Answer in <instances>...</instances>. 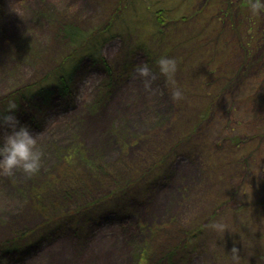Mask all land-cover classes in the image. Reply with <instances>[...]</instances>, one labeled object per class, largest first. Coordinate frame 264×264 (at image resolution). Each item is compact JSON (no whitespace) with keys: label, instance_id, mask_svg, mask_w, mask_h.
Masks as SVG:
<instances>
[{"label":"rangeland","instance_id":"1","mask_svg":"<svg viewBox=\"0 0 264 264\" xmlns=\"http://www.w3.org/2000/svg\"><path fill=\"white\" fill-rule=\"evenodd\" d=\"M119 3L0 0V112L14 104L43 153L34 175L0 174V264H264V15ZM66 23L104 40L62 95L46 78L71 62ZM161 56L180 101L134 77ZM41 83L48 100H13Z\"/></svg>","mask_w":264,"mask_h":264},{"label":"clouds","instance_id":"2","mask_svg":"<svg viewBox=\"0 0 264 264\" xmlns=\"http://www.w3.org/2000/svg\"><path fill=\"white\" fill-rule=\"evenodd\" d=\"M247 6L252 17L264 15V0H248ZM176 72V60L167 56L155 61V70L147 62L134 66V77L142 78L146 89H151L153 82L162 77L171 98L180 101L183 92L177 86ZM15 112L14 104L0 112V174L12 176L16 170H22L31 176L40 170L43 153L38 149L37 136L28 125L20 122ZM213 227L221 230L223 226L216 224Z\"/></svg>","mask_w":264,"mask_h":264},{"label":"trees","instance_id":"3","mask_svg":"<svg viewBox=\"0 0 264 264\" xmlns=\"http://www.w3.org/2000/svg\"><path fill=\"white\" fill-rule=\"evenodd\" d=\"M130 1L134 2V0H128L127 2L129 3ZM128 3L126 4L124 0H120L118 7H120L121 9L123 8L124 10L128 7ZM165 10L166 9L159 8V10L156 11L157 13L155 15L156 19L160 23H164L163 25L166 24V22L164 21ZM111 27L112 26L108 24V26H104V29ZM59 30L62 33V41L65 42L67 46L73 45L74 47L70 48L73 50L70 52L68 59H70V61L72 62V60L76 57V54H80L75 63L72 64L70 62L69 67L65 66V63L59 64V66L55 70H53L46 78V80H48V77H50L51 81L53 80L51 78H54L53 82L56 84L58 91L62 95H65L70 90L77 64H79L82 61V58L85 56H91L95 60L96 58L94 57L99 53L100 45L102 44V40H104V38L101 39V30L98 28L96 30L83 31L82 29L73 26V24L67 25L66 23L65 25H61ZM53 92L54 90L52 88H47V86H43L42 83L32 84L29 87L21 89L19 92H17L13 100H15L17 103H19V99L21 97H26L28 100H31L33 99V96L36 95V93L41 94L44 100H48Z\"/></svg>","mask_w":264,"mask_h":264},{"label":"bare ground","instance_id":"4","mask_svg":"<svg viewBox=\"0 0 264 264\" xmlns=\"http://www.w3.org/2000/svg\"><path fill=\"white\" fill-rule=\"evenodd\" d=\"M115 108H116V106H115ZM187 170V169H186Z\"/></svg>","mask_w":264,"mask_h":264}]
</instances>
